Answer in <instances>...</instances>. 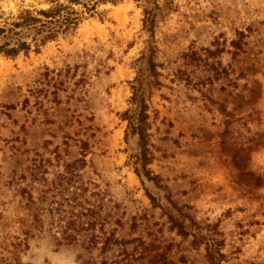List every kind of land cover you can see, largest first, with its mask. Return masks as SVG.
<instances>
[{
  "label": "rangeland",
  "instance_id": "obj_1",
  "mask_svg": "<svg viewBox=\"0 0 264 264\" xmlns=\"http://www.w3.org/2000/svg\"><path fill=\"white\" fill-rule=\"evenodd\" d=\"M158 2L153 35L144 0H108L0 55V264H211L166 195L223 264H264V0ZM25 7L48 4L0 0L2 20ZM153 46L148 168L164 188L136 173L123 117Z\"/></svg>",
  "mask_w": 264,
  "mask_h": 264
},
{
  "label": "trees",
  "instance_id": "obj_2",
  "mask_svg": "<svg viewBox=\"0 0 264 264\" xmlns=\"http://www.w3.org/2000/svg\"><path fill=\"white\" fill-rule=\"evenodd\" d=\"M108 0H45L48 7L36 9L25 7L21 9L12 20H2L0 15V55L16 56L21 52H29L33 47H39L49 40L56 39L59 35L65 34L77 28L82 21L84 12H92L99 3ZM141 1V0H138ZM144 25L154 34L159 0H144ZM82 7L77 9L75 5ZM155 48L150 47L149 53H144L138 60V72L132 81L133 95L130 100L131 106L123 113L128 121L126 137L137 136L138 152L134 161L135 171L140 176L153 180L159 188V177L152 175L148 165L152 162V155L149 148V104L147 103L146 92L153 86L158 85L159 71L158 63L154 60ZM152 202L157 205L158 198L149 193ZM165 202L159 205L167 213L169 221L173 223L178 232L184 236L192 235L194 242L206 243V256L211 264H223L224 253L221 251V242L211 241L202 234L201 227L191 216L177 207L169 195L165 196ZM32 203L36 201L32 200Z\"/></svg>",
  "mask_w": 264,
  "mask_h": 264
}]
</instances>
